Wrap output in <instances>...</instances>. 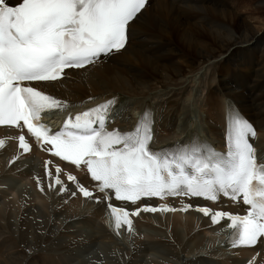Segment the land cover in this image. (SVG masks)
<instances>
[{
    "label": "bare ground",
    "instance_id": "6f19581e",
    "mask_svg": "<svg viewBox=\"0 0 264 264\" xmlns=\"http://www.w3.org/2000/svg\"><path fill=\"white\" fill-rule=\"evenodd\" d=\"M180 1H150L131 23L132 39L123 51L95 66L69 71L70 77L60 82L43 83L42 87L69 107L75 106L63 117L115 98L118 103L113 111L119 108L123 118L117 117L121 125L113 120L111 126L121 133L133 131L143 113L154 112L166 131L157 135L160 142L198 132L211 137L218 146L225 138L226 109L232 100L239 109L236 111L259 130L258 145L264 141V31L260 34L264 23L258 20L260 16L254 14L252 20L238 16L234 0H221V4L199 0L208 3L198 8L213 24L203 22L197 0ZM257 1L258 7L264 8V0ZM237 44L241 45L234 48ZM244 51L245 58L237 63ZM225 53L233 60L220 64V76L216 66ZM186 67L187 71L183 69ZM244 73L245 85L241 81ZM206 82L209 86L204 101L200 93ZM236 84L242 88L236 89ZM174 89L178 90L174 93L178 101L170 105L171 113L166 111L162 116V103ZM211 96L210 118L219 126L209 123L203 112ZM202 98L204 102L198 103ZM2 132L15 133L12 128L0 129V136ZM202 143L209 146V142ZM5 144L0 149V264H264V243L254 249L228 251L221 244L223 231L211 230L208 226L214 227L208 218L193 211L143 215L133 232L117 238L103 222L107 218L104 205H95V198H82L79 193L66 195L61 185L55 184L53 169V176L45 177L47 156L37 168L34 162L39 157L31 155H22L7 168L16 144ZM27 162V169L11 173ZM69 169L66 166L65 170ZM34 173L43 182V190L38 189ZM65 176L62 172L60 177L67 184ZM166 201L174 207L176 203L194 205L203 199L184 195L156 203L161 206ZM156 219L159 226L152 223ZM234 252L236 256L231 255Z\"/></svg>",
    "mask_w": 264,
    "mask_h": 264
},
{
    "label": "snow or ice",
    "instance_id": "6c2138e0",
    "mask_svg": "<svg viewBox=\"0 0 264 264\" xmlns=\"http://www.w3.org/2000/svg\"><path fill=\"white\" fill-rule=\"evenodd\" d=\"M146 2L22 0L10 6L7 0H0V125L26 127L37 144L51 145L49 151L55 157L77 168L83 164L108 201L111 226L117 234L122 228L131 232L132 221L128 211L113 206V196L135 204L142 197L163 199L179 194L216 202L223 194L234 201L242 197L249 206L247 214L213 213L199 206L196 210L210 215L214 224L229 220L233 246H251L264 237V164L257 162L256 149L249 142V137L256 138L255 130L237 111H228L226 153L216 152L198 138L154 151L150 148L153 121L149 112L141 115L131 132L108 131L106 125L118 103L115 98L70 116L61 131L53 133L41 123L42 113L69 105L26 82L55 81L66 68H83L119 52L126 45L130 21ZM18 140L20 149L30 151L23 135ZM4 143L0 141V147ZM60 172L57 166L55 184L64 191ZM47 175L52 177L50 171ZM67 178L76 182L71 174ZM78 188L85 198H95L82 185ZM139 211L174 209L145 206L131 215Z\"/></svg>",
    "mask_w": 264,
    "mask_h": 264
},
{
    "label": "rangeland",
    "instance_id": "374dc122",
    "mask_svg": "<svg viewBox=\"0 0 264 264\" xmlns=\"http://www.w3.org/2000/svg\"><path fill=\"white\" fill-rule=\"evenodd\" d=\"M198 2H197V8L198 7H201V6H205V5H208V3H205V4H203V3H200L199 2V0H197ZM201 1H203V0H201ZM210 5V4H209ZM258 5H260V3H259V1H257V0H234V3H233V9H235L236 11H237V13H238V16H248V18H250V17H252V18H250L251 20L254 18V16L255 15H258V16H260V19H258V20H261L262 21V23H264L263 21H264V8H259L258 7ZM257 7H258V9H257ZM199 9V8H198ZM199 11H200V14L202 15V20H203V22H209V23H213L214 24V22H210V18H208L207 16H206V14H205V16H204V14H203V12L199 9ZM255 14V15H254ZM250 16V17H249ZM263 19V20H262ZM255 21V20H254ZM215 24H216V22H215ZM152 31V30H151ZM264 31V26L262 27V30L260 31V34L262 33ZM241 44H237L234 48H236V47H239ZM179 46V45H178ZM234 48H231L230 50H232V49H234ZM230 50H228V52L230 51ZM245 55H246V51H244V57L242 58V59H240V60H238V61H236L237 63L239 62V61H241V60H243L244 58H245ZM225 60H233L231 57H229L228 56V54H224L221 58H220V60H219V62L217 63V66H216V70H217V72H218V74L221 76V74H220V70H219V68H220V64L222 63V62H224ZM185 71H187V67L186 68H183ZM140 70V68H138L136 71H135V73H137L138 71ZM179 80V79H178ZM241 81H242V83H243V85H245L244 83H245V81H246V76H245V73L241 76ZM179 82H180V80H179ZM182 83V82H181ZM179 86H182V85H179ZM178 86V87H179ZM235 87H236V89H241L242 88V86H240V85H235ZM207 88V90H208V87H206ZM201 90H202V87H201ZM205 91H206V89H205ZM204 91V89L202 90V93H200V96H202V95H204L205 92ZM210 94V92H208V95ZM202 97H204V96H202ZM172 98H174L175 99V97H170V98H168V102L166 101V102H164L163 103V110H168V106H169V101L172 99ZM174 101H178V98L176 97V100H173V102H171V104L173 103L174 104ZM202 102H204L203 101V98H202V100H200L198 103H202ZM166 104V105H165ZM206 106H208L209 107V109L211 110V104H210V98L208 99V102L206 103H204V105H203V112L205 111V107ZM212 110H215V111H217L215 108H212ZM204 115H205V112H204ZM205 117H206V115H205ZM206 119H207V117H206ZM217 121V120H216ZM217 123H218V121H217ZM38 166L36 165L35 166V168H37ZM25 196H27V195H25ZM62 240L60 239L59 241H57L53 246H52V248H56V247H54L55 245H59V243L61 242Z\"/></svg>",
    "mask_w": 264,
    "mask_h": 264
}]
</instances>
